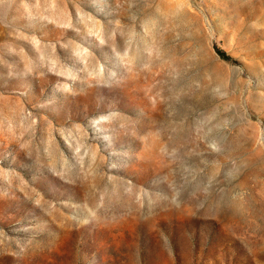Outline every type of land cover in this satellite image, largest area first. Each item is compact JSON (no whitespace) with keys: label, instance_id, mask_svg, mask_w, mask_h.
Segmentation results:
<instances>
[{"label":"rangeland","instance_id":"1","mask_svg":"<svg viewBox=\"0 0 264 264\" xmlns=\"http://www.w3.org/2000/svg\"><path fill=\"white\" fill-rule=\"evenodd\" d=\"M0 264H264V0H0Z\"/></svg>","mask_w":264,"mask_h":264},{"label":"trees","instance_id":"2","mask_svg":"<svg viewBox=\"0 0 264 264\" xmlns=\"http://www.w3.org/2000/svg\"><path fill=\"white\" fill-rule=\"evenodd\" d=\"M221 55H222V56H224V57H226V55H225V53H224V52H221Z\"/></svg>","mask_w":264,"mask_h":264}]
</instances>
